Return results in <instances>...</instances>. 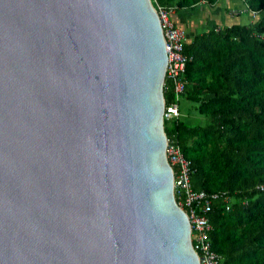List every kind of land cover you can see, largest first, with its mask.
I'll list each match as a JSON object with an SVG mask.
<instances>
[{"label":"water","instance_id":"obj_1","mask_svg":"<svg viewBox=\"0 0 264 264\" xmlns=\"http://www.w3.org/2000/svg\"><path fill=\"white\" fill-rule=\"evenodd\" d=\"M167 63L153 0H0V264H201Z\"/></svg>","mask_w":264,"mask_h":264},{"label":"trees","instance_id":"obj_2","mask_svg":"<svg viewBox=\"0 0 264 264\" xmlns=\"http://www.w3.org/2000/svg\"><path fill=\"white\" fill-rule=\"evenodd\" d=\"M220 1L153 3L191 10L206 4L214 11ZM244 1L247 23L210 21L186 44L192 60L183 98L196 102L207 122L165 121L169 139L176 137L191 161L194 188L232 196L230 210L220 198L209 213L222 264H264V190L257 188L264 185V0ZM165 97L171 101L172 92L165 90Z\"/></svg>","mask_w":264,"mask_h":264},{"label":"built area","instance_id":"obj_3","mask_svg":"<svg viewBox=\"0 0 264 264\" xmlns=\"http://www.w3.org/2000/svg\"><path fill=\"white\" fill-rule=\"evenodd\" d=\"M164 30L168 63L166 67L164 90L173 94L171 101H165L167 112L166 121L171 122L181 116L180 101L185 95L187 85V65L192 60L186 52L188 36L172 19V13L177 6L155 5ZM253 16L259 14L251 12ZM169 139V137H168ZM169 155L175 166L177 199L186 210L191 220L196 251L201 264H222V260L212 247L210 234L213 231L209 213L216 200L223 198L226 209H231V195L228 192L209 193L205 190H196L192 183L194 171L191 161L185 156L182 147L175 138L169 139ZM257 188L264 190V185Z\"/></svg>","mask_w":264,"mask_h":264},{"label":"crops","instance_id":"obj_4","mask_svg":"<svg viewBox=\"0 0 264 264\" xmlns=\"http://www.w3.org/2000/svg\"><path fill=\"white\" fill-rule=\"evenodd\" d=\"M202 6L200 10L177 8L172 13V19L179 28L186 32L188 40H192L197 33L208 27L210 21L221 25H231L234 23L244 24L250 19V11L244 0H222L213 6L214 11L206 4ZM207 11L217 15L211 19L212 17H209Z\"/></svg>","mask_w":264,"mask_h":264},{"label":"rangeland","instance_id":"obj_5","mask_svg":"<svg viewBox=\"0 0 264 264\" xmlns=\"http://www.w3.org/2000/svg\"><path fill=\"white\" fill-rule=\"evenodd\" d=\"M241 13V12H239ZM208 18V15H207ZM181 117L191 124H196L197 121L201 123L207 122L206 117L199 111V105L196 102L190 101L185 97L180 101Z\"/></svg>","mask_w":264,"mask_h":264}]
</instances>
